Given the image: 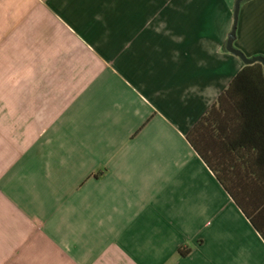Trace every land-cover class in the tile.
Segmentation results:
<instances>
[{
	"label": "crops",
	"instance_id": "crops-1",
	"mask_svg": "<svg viewBox=\"0 0 264 264\" xmlns=\"http://www.w3.org/2000/svg\"><path fill=\"white\" fill-rule=\"evenodd\" d=\"M235 2L0 0V264H264L186 139L243 67ZM233 48L264 59V0Z\"/></svg>",
	"mask_w": 264,
	"mask_h": 264
},
{
	"label": "trees",
	"instance_id": "trees-1",
	"mask_svg": "<svg viewBox=\"0 0 264 264\" xmlns=\"http://www.w3.org/2000/svg\"><path fill=\"white\" fill-rule=\"evenodd\" d=\"M187 142L264 242V71L243 65Z\"/></svg>",
	"mask_w": 264,
	"mask_h": 264
},
{
	"label": "water",
	"instance_id": "water-1",
	"mask_svg": "<svg viewBox=\"0 0 264 264\" xmlns=\"http://www.w3.org/2000/svg\"><path fill=\"white\" fill-rule=\"evenodd\" d=\"M243 1H247V0H236L235 2V7H234V24H233V28L232 31L228 37L225 49L226 51L237 57L241 63L245 66H251L254 64H260L263 67V71H264V59L261 57H256V58H251L248 59L246 58L244 55H242L239 51L235 50L233 48V42H234V37H235V29H236V22H237V15H238V10H239V6L240 3H242Z\"/></svg>",
	"mask_w": 264,
	"mask_h": 264
}]
</instances>
